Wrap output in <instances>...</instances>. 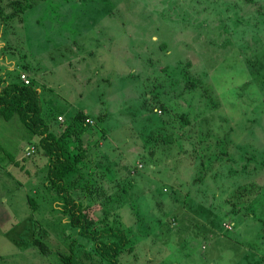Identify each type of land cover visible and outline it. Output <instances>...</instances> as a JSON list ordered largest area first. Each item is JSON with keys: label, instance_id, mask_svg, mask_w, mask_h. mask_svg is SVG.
I'll return each instance as SVG.
<instances>
[{"label": "rangeland", "instance_id": "1", "mask_svg": "<svg viewBox=\"0 0 264 264\" xmlns=\"http://www.w3.org/2000/svg\"><path fill=\"white\" fill-rule=\"evenodd\" d=\"M11 1L0 74L82 155L67 183L126 230L119 264H264V0ZM38 141L0 103V264H102Z\"/></svg>", "mask_w": 264, "mask_h": 264}, {"label": "trees", "instance_id": "2", "mask_svg": "<svg viewBox=\"0 0 264 264\" xmlns=\"http://www.w3.org/2000/svg\"><path fill=\"white\" fill-rule=\"evenodd\" d=\"M30 1L12 0L9 5L21 12L32 7ZM14 15V12L6 14L0 7L2 19L7 20ZM0 103L17 113L29 132L39 138V149L47 157L43 186L49 196L51 210L60 214L80 235L92 241L102 264H119V256L130 238L120 225H100L97 219L85 212L83 203L72 194L67 176L75 170L82 155L71 154L62 139L51 132L43 115L40 90L30 83L9 82L0 74Z\"/></svg>", "mask_w": 264, "mask_h": 264}, {"label": "built area", "instance_id": "3", "mask_svg": "<svg viewBox=\"0 0 264 264\" xmlns=\"http://www.w3.org/2000/svg\"><path fill=\"white\" fill-rule=\"evenodd\" d=\"M22 78L24 79V81L26 82V84L30 83L29 80L26 78L25 75H23ZM89 121H90V120H89Z\"/></svg>", "mask_w": 264, "mask_h": 264}]
</instances>
